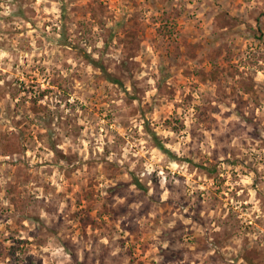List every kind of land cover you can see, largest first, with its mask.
I'll return each instance as SVG.
<instances>
[{"label": "rangeland", "instance_id": "374dc122", "mask_svg": "<svg viewBox=\"0 0 264 264\" xmlns=\"http://www.w3.org/2000/svg\"><path fill=\"white\" fill-rule=\"evenodd\" d=\"M0 264H264V0H0Z\"/></svg>", "mask_w": 264, "mask_h": 264}, {"label": "trees", "instance_id": "16d2710c", "mask_svg": "<svg viewBox=\"0 0 264 264\" xmlns=\"http://www.w3.org/2000/svg\"><path fill=\"white\" fill-rule=\"evenodd\" d=\"M159 147H160L162 150H164V151H165V149H166V148H164V146L161 145V144H159Z\"/></svg>", "mask_w": 264, "mask_h": 264}]
</instances>
